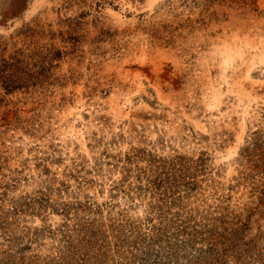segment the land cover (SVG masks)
Returning <instances> with one entry per match:
<instances>
[{
	"label": "rangeland",
	"instance_id": "1",
	"mask_svg": "<svg viewBox=\"0 0 264 264\" xmlns=\"http://www.w3.org/2000/svg\"><path fill=\"white\" fill-rule=\"evenodd\" d=\"M35 1L0 0V264H264V0Z\"/></svg>",
	"mask_w": 264,
	"mask_h": 264
},
{
	"label": "bare ground",
	"instance_id": "2",
	"mask_svg": "<svg viewBox=\"0 0 264 264\" xmlns=\"http://www.w3.org/2000/svg\"><path fill=\"white\" fill-rule=\"evenodd\" d=\"M58 2L59 0H36L32 6L31 11L32 13H35L40 9L41 11L48 10L50 12L54 8V6L58 4ZM24 3L25 0H9L5 13H18L19 11H21Z\"/></svg>",
	"mask_w": 264,
	"mask_h": 264
}]
</instances>
